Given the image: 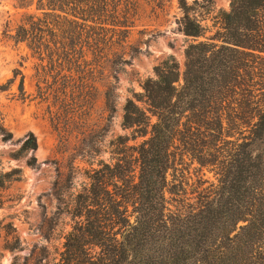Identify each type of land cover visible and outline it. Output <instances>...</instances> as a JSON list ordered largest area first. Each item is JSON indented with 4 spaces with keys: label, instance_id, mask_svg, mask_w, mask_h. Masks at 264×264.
I'll return each mask as SVG.
<instances>
[{
    "label": "trees",
    "instance_id": "1",
    "mask_svg": "<svg viewBox=\"0 0 264 264\" xmlns=\"http://www.w3.org/2000/svg\"><path fill=\"white\" fill-rule=\"evenodd\" d=\"M16 1L25 12L5 35L35 61L33 100L69 154L71 189L80 174L85 180L66 202L73 226L56 264H264V0H230L211 27L197 14L206 4L212 13L213 0H180L181 32L195 40L184 72L174 56L161 61L124 106L132 138L115 140L114 62L128 65L145 5L155 14L160 0ZM19 77L25 102L32 96L21 70L0 90ZM102 98L107 117L98 115ZM0 133L11 141L3 126ZM37 147L29 134L11 157ZM187 160L199 167L195 181L178 168ZM26 163L36 167L34 158ZM22 177L0 163V208L2 193Z\"/></svg>",
    "mask_w": 264,
    "mask_h": 264
},
{
    "label": "rangeland",
    "instance_id": "2",
    "mask_svg": "<svg viewBox=\"0 0 264 264\" xmlns=\"http://www.w3.org/2000/svg\"><path fill=\"white\" fill-rule=\"evenodd\" d=\"M192 5L195 0H186ZM212 13L207 5L198 19L207 20L211 27L215 18L222 11H229L230 0H213ZM161 8L152 13V5L146 6V14L138 22L130 36V44L138 46V51H128L125 59L128 65L114 62V113L110 137L118 136L132 138L131 130L123 129L124 106L127 99L134 93H142L141 84L153 77L154 68L168 56H174L180 65V73L184 72L185 49L195 42L181 32L183 12L180 0H160ZM16 0H0V87L13 78L16 70H21L25 78V90L32 97L23 102L19 100V80L9 91L0 90V126H3L12 136L10 142H3L0 133V163L5 171L13 168L21 169V181L14 182L2 193L4 205L0 208V237L1 264H56L63 250L65 237L71 231L73 221L68 213L66 202H70L85 181L80 174L75 180V189H71L68 179V153L58 150V138L53 131L45 107L38 100H33L36 94L35 61L27 59V49L16 46L5 33L11 32L19 24L24 10L16 8ZM211 33L207 34V37ZM204 38L199 39V41ZM131 52V53H130ZM115 60V59H114ZM105 100L98 103V115H110L105 111ZM33 134L38 147L20 161L11 155L18 151L22 141ZM139 138L130 145L143 141ZM109 156L105 155L107 159ZM34 158L36 167L27 165V160ZM82 168L87 165L81 164ZM194 181L199 173L197 164L186 161V165L178 166ZM59 169L62 173L59 179ZM187 169V170H186ZM173 174V173H172ZM204 178L214 182L215 176L209 170H204ZM181 174H178L180 176ZM172 177L170 176V179ZM59 179V189L54 188ZM192 181L190 184L194 183ZM190 189V188H189ZM172 209H175L171 206ZM15 237L19 244L16 245ZM18 246L11 251L8 246Z\"/></svg>",
    "mask_w": 264,
    "mask_h": 264
}]
</instances>
